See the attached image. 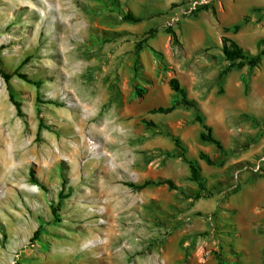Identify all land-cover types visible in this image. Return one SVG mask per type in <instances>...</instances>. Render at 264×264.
Returning <instances> with one entry per match:
<instances>
[{
  "label": "rangeland",
  "instance_id": "rangeland-1",
  "mask_svg": "<svg viewBox=\"0 0 264 264\" xmlns=\"http://www.w3.org/2000/svg\"><path fill=\"white\" fill-rule=\"evenodd\" d=\"M260 4L0 0L13 74L0 76V264H264L263 65L223 74L221 52L224 37L264 50ZM173 78L224 154L201 141L193 110L150 113L180 100ZM181 155L201 170V198ZM147 180L177 188L129 186Z\"/></svg>",
  "mask_w": 264,
  "mask_h": 264
},
{
  "label": "trees",
  "instance_id": "trees-1",
  "mask_svg": "<svg viewBox=\"0 0 264 264\" xmlns=\"http://www.w3.org/2000/svg\"><path fill=\"white\" fill-rule=\"evenodd\" d=\"M199 10H202V11L211 10L212 13L214 15H216L215 8L207 6V5L200 7ZM257 11L260 12L261 10L257 9ZM122 20L126 23H135V24L142 22L141 18L134 16L132 13H126L122 17ZM247 22H248V17H245L243 22L236 24L232 28L233 32L238 33L241 30V28L245 24H247ZM230 30H231L230 28L224 29L225 32H229ZM155 33H156L155 30H151L149 32V36H153ZM166 33L171 37L172 43L174 45H177L179 43L176 32L171 27L167 28ZM137 50H138V52H140L142 50V43L141 42L137 44ZM221 52L223 54L224 60L226 62L230 63V65L226 69H224L223 74H226L231 69L240 70L243 68H249V69L259 68L262 64V60L264 57V50L261 51L257 55L248 54L235 40L230 39L228 37H224L222 40ZM157 55L161 59V55L158 53H157ZM0 76L4 79V81L6 83H9V81L13 77V74H9L6 72V70L3 68L1 61H0ZM18 76H19V78L31 83V81L25 75H18ZM34 84L36 86L40 85L39 82H35ZM169 86L175 94L180 95V100L174 101L173 105H171L170 107H167V108L159 107V108L153 109L150 111V113L151 114H169V113L173 112L174 110H176L178 107H184L186 109L193 110L195 113L194 121L196 123L200 124L201 128H202V132L200 134L201 141L204 143H208V144H212V145L216 146V148L222 154H224L225 150H224L222 143L218 139L215 138V136L213 135V132H212V128L209 127L205 123V117L202 115L197 102L188 99L187 93L181 87L178 79H176V78L171 79L169 81ZM9 91H10V100L15 105L16 110H17V114L19 116H23L21 113L20 103H17L14 100V96H13V93L11 91V88H9ZM139 93H140V91H139ZM149 124L152 125L153 123H149ZM176 144L179 145L178 141H176ZM181 157L189 165L190 180L197 183L198 188L201 191V193H199L197 195V198L203 197L204 196L203 192L205 191V187H204V182L201 179L200 168L198 167V165L194 161L188 160L185 155H181ZM199 158L201 160H203L209 166H212L215 164L214 161L208 155H206L204 153H201ZM129 186L135 188L136 190H143V189H146L148 187H161V186H167L171 190H176V188H177L171 180H157V181L147 180L141 185H138V186L137 185H129ZM38 233H39V231H37L35 233V237L38 236ZM218 264H224L222 255H218Z\"/></svg>",
  "mask_w": 264,
  "mask_h": 264
},
{
  "label": "crops",
  "instance_id": "crops-1",
  "mask_svg": "<svg viewBox=\"0 0 264 264\" xmlns=\"http://www.w3.org/2000/svg\"><path fill=\"white\" fill-rule=\"evenodd\" d=\"M254 7H255V8H261V7H264V4H260V5L254 6ZM260 18H262L263 20H262V23H260L259 25H262V26H263V25H264V13L254 15V16H253V22H254V23H255V22H258ZM263 38H264V35H262L261 37H259L258 40H261V39H263ZM262 65H263V71H264V57H263Z\"/></svg>",
  "mask_w": 264,
  "mask_h": 264
}]
</instances>
